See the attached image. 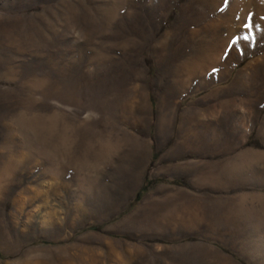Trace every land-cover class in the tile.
<instances>
[{"label":"rangeland","instance_id":"374dc122","mask_svg":"<svg viewBox=\"0 0 264 264\" xmlns=\"http://www.w3.org/2000/svg\"><path fill=\"white\" fill-rule=\"evenodd\" d=\"M0 255L264 264V0H0Z\"/></svg>","mask_w":264,"mask_h":264},{"label":"crops","instance_id":"0c3cea01","mask_svg":"<svg viewBox=\"0 0 264 264\" xmlns=\"http://www.w3.org/2000/svg\"><path fill=\"white\" fill-rule=\"evenodd\" d=\"M173 140L164 138L157 141L156 147L158 148L159 156L156 158L158 174L157 179L165 180L172 184L185 182L189 186L194 185V174L198 171L197 163L191 160L203 146L197 144H172ZM193 146V147H192ZM194 154V156L192 155ZM197 157V156H196ZM206 166H202L201 170L206 171ZM211 170V169H210ZM198 187V186H197ZM199 190H208V186L199 185Z\"/></svg>","mask_w":264,"mask_h":264},{"label":"snow or ice","instance_id":"6c2138e0","mask_svg":"<svg viewBox=\"0 0 264 264\" xmlns=\"http://www.w3.org/2000/svg\"><path fill=\"white\" fill-rule=\"evenodd\" d=\"M248 20L251 21V17H249ZM256 26L258 27V25H256ZM245 27L246 28H251V27H253V24L252 23H246ZM213 71H216V70L214 69Z\"/></svg>","mask_w":264,"mask_h":264},{"label":"trees","instance_id":"16d2710c","mask_svg":"<svg viewBox=\"0 0 264 264\" xmlns=\"http://www.w3.org/2000/svg\"><path fill=\"white\" fill-rule=\"evenodd\" d=\"M0 257H1V255H0Z\"/></svg>","mask_w":264,"mask_h":264}]
</instances>
